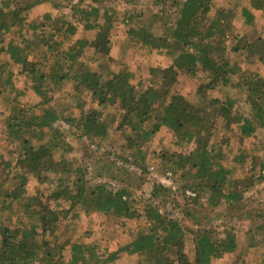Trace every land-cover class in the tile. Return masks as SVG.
I'll return each mask as SVG.
<instances>
[{
	"label": "trees",
	"instance_id": "1",
	"mask_svg": "<svg viewBox=\"0 0 264 264\" xmlns=\"http://www.w3.org/2000/svg\"><path fill=\"white\" fill-rule=\"evenodd\" d=\"M38 3L23 2L18 10L7 11L5 15L10 20L0 11V35L12 26L19 30L26 26L32 32L31 38L20 33L19 42L4 43L0 37V58L2 54L8 56L6 61H0V97L5 92L18 91L14 78L19 74L29 81L25 87H31L41 98L37 104L15 107L4 121L5 141L12 145L10 152L15 161L0 153V187L8 188L6 195L0 193V264H112L125 255L131 256L134 264H214L224 253L235 252L233 231L225 228L213 233L196 221L198 228L192 230L163 210L161 204L169 191L164 185L149 190L141 212L135 207L131 184L117 178L114 182L91 183L87 166H73L64 157L72 151L66 143L67 134H76L88 147L98 150L115 124L123 139L119 156L126 150L121 159L127 167L146 171L144 146L164 127L173 132L180 146L193 144L190 152H174L168 159L173 176L192 173L182 186L183 193H195L188 199L196 202L203 198L208 206L241 201L250 188L264 179V161L252 154L245 142L258 127L264 128V77L244 71L240 64L231 62L229 53L239 51L243 58L263 61L264 40L255 39L248 32L228 40L239 4L214 10L212 0H170V5L166 0L156 1L154 5L159 8L148 18L144 11L130 14L138 27L131 26L129 31L143 54L157 51L171 62L169 67L155 68L160 78L144 87L131 81L133 72L107 69L110 76L104 78L101 72L105 66L99 72L81 62L87 47L97 53L96 60L109 56L111 16L99 15L98 8L73 6V20L50 13H44L40 22L24 20L22 10ZM59 5L50 4L53 9ZM250 6L262 10L264 0H250ZM241 14L246 25L252 23L254 15L249 7L243 6ZM153 26L160 32H155ZM80 28L94 31L93 39L73 41ZM51 57L54 59L49 63ZM180 75L197 78L198 82L206 79L197 88L198 97L205 88L220 86L223 100L211 98L207 105H198L176 87L182 80L178 79ZM65 82L74 85L72 99L78 101L82 94L87 96L83 106L65 99ZM238 101L249 105V116L234 112ZM95 103L114 112L104 118ZM212 104L216 106L211 110ZM57 122L63 130H53ZM234 127L239 130V137L233 139L227 134ZM218 131L224 137L217 139ZM244 166L249 175L241 171ZM49 175L53 180L46 195L28 193L29 178L45 184ZM78 208L85 215L110 213L125 220H144L147 226L130 242L108 251L101 249L98 242L72 239L71 233L66 234L67 229H60L64 221L78 217L70 214ZM188 239L193 243V261L185 252Z\"/></svg>",
	"mask_w": 264,
	"mask_h": 264
},
{
	"label": "rangeland",
	"instance_id": "2",
	"mask_svg": "<svg viewBox=\"0 0 264 264\" xmlns=\"http://www.w3.org/2000/svg\"><path fill=\"white\" fill-rule=\"evenodd\" d=\"M33 0H0V11L2 10V16L7 20H10L5 14L7 11L18 10L23 2L30 3ZM38 4H34L27 10H22V16L24 20L31 21L36 19L37 22L42 20L44 13H50L53 16L72 18L73 6H79L80 8H98L99 15L103 13L107 16H111V22L113 26L110 30V53L109 56L102 59H97V53L93 49L87 47L84 54L81 56V62L85 67L95 68L97 71H101L104 78L109 77L108 71L118 72L120 70H126L127 72H133L134 77L132 82L140 85L147 86L153 80L157 81L160 78V73L155 72V68L169 67L171 62L166 56L159 54L157 51H153L151 54H143L139 47V43L136 40L134 34L129 29L132 27H138L135 21H131L132 13L145 12L146 18L150 13L156 12L159 8L154 5L156 1L164 2L166 0H38ZM172 1V0H171ZM60 3L59 7L53 9L50 6L51 3ZM212 9H230L234 4H239L240 9L233 14L232 25L228 33V40H232L235 36L242 35L243 33H251L255 39L264 40V9L256 11L250 6V0H212ZM27 5V4H26ZM25 5V6H26ZM170 5V0L168 4ZM243 6L249 7L250 13L254 15L251 24L245 23V17L241 14ZM253 12V13H252ZM169 20V19H168ZM22 24L25 22L21 21ZM146 23V20H143ZM155 32H160V28L153 26ZM41 30L37 31L40 32ZM24 38H31L32 32L28 27H23L19 30L18 26H12L8 32H1L0 37L4 43L8 41L19 42L22 36ZM94 31H86L79 29L75 39L92 40L94 37ZM241 52L229 53L231 62L240 64L244 71L250 73L258 72L264 77V60L258 61L256 58L247 59L240 55ZM8 56L1 55L0 61H6ZM31 59H33L31 57ZM54 58H50L49 63ZM17 68V67H16ZM181 82L178 81L176 87L181 89L184 94L198 105L209 103L211 98H220L223 100L224 91L219 87H213L211 89L205 88L202 95H197V88L202 84L196 80L197 78H186L185 76L178 77ZM16 91L5 92L0 97V153H5L6 159L15 161L12 150V145L5 141V119L13 112L15 107L22 105H34L40 102L41 98L34 94L31 87H25L28 84V80H24V76L15 75L14 78ZM28 86V85H27ZM74 85L71 82H65L64 89L68 92L65 95V99L70 101L73 105L81 107L83 106V100L87 99L85 94L81 95V98H77L78 101L72 99L74 94ZM18 93V94H16ZM72 94V97H70ZM15 95L19 97L16 98ZM57 95V94H56ZM89 99V98H88ZM51 102V99H48ZM53 103V101L51 102ZM89 103V102H88ZM87 104V103H86ZM216 105L212 104L209 109H214ZM95 108L101 110L102 108L97 106ZM105 117H108V113L112 114L114 111L112 108L102 109ZM234 112L241 116H249V105L243 101H238L235 104ZM107 114V115H106ZM109 118V117H108ZM53 130H63L60 126V122H57L53 126ZM53 132V131H52ZM54 135V134H53ZM120 130L115 129V124L111 125L108 133V137L104 140L102 146L95 150L87 146V143L82 138H78L76 134H67L66 143L71 147V152L66 154L64 159L75 166L77 163H83L88 168L87 178L91 183H96L99 180L106 182H114V178L118 181L123 180L126 184H131L134 190L133 199L135 200V207L142 212L143 202L150 196L149 190L156 185L162 184L165 180V175L171 173L170 168L172 162L168 159L171 153L174 152H190L193 149V144L180 146V142L177 140L173 132L167 128H161L154 136L150 144L145 145L147 149L146 154V171H141L139 168H128L121 159L126 153L123 149L122 153L118 154L122 145L123 139ZM228 137H239V130L234 127ZM52 136V135H50ZM221 136L224 137L222 131H218L215 135L217 139ZM48 136H45L47 139ZM251 147L252 154H256L261 160L264 161V128L258 127L256 133L245 141ZM245 146V144H244ZM121 152V151H120ZM164 153L165 156L161 154ZM16 154V153H15ZM166 157V159H162ZM224 163L227 161L224 159ZM128 168V169H127ZM241 171L249 175L247 166L242 167ZM189 173L188 176H190ZM264 175V170H262ZM188 176H182L180 173L172 175L171 178L164 182V187L167 188L168 196L161 206L163 210L172 213L183 226H187L192 230L198 228L197 223H200L202 228L209 229L213 233H219L227 230H231L236 234L237 248L233 253H224L222 257L214 260V264H264V179L261 183L255 184L250 188L244 198L241 201L235 203L221 202L218 206H208L205 199H199L196 202L188 199V195L182 192V186ZM53 180V176L49 175V179L45 184H39L34 178H29L27 188L28 193L35 194L38 192L40 195L47 194V186ZM116 181V180H115ZM53 184V183H52ZM240 187H243L242 183H239ZM5 188V189H4ZM8 188L5 186L0 187V193L7 194ZM186 191V190H185ZM185 212H189L192 216L187 217ZM76 213L78 217L70 218L68 221H64V225L60 229H67L66 234L71 233L72 239H79L83 242H98L100 248H106L108 251H113L120 246L130 242L138 235L140 230L146 229V223L144 220H125L122 218H116L110 213H94L85 215L83 209L78 208L73 210L70 214ZM7 221V220H6ZM195 221L197 223H195ZM7 224H11V221H7ZM73 232H70V231ZM65 234V235H66ZM62 240L64 239V236ZM70 236V237H71ZM191 236V233H188ZM185 252L190 261H193V243L190 239L185 241ZM65 255H68V249L65 251ZM134 259L131 256H122L119 260L112 264H134Z\"/></svg>",
	"mask_w": 264,
	"mask_h": 264
},
{
	"label": "built area",
	"instance_id": "3",
	"mask_svg": "<svg viewBox=\"0 0 264 264\" xmlns=\"http://www.w3.org/2000/svg\"><path fill=\"white\" fill-rule=\"evenodd\" d=\"M164 178H165V180L163 182H161L162 185H165L164 182L168 181L171 178V173H167ZM186 195L194 197L195 193L191 190H186Z\"/></svg>",
	"mask_w": 264,
	"mask_h": 264
},
{
	"label": "crops",
	"instance_id": "4",
	"mask_svg": "<svg viewBox=\"0 0 264 264\" xmlns=\"http://www.w3.org/2000/svg\"><path fill=\"white\" fill-rule=\"evenodd\" d=\"M255 10V9H254ZM256 11H261V10H256ZM253 13V12H252ZM254 14V13H253Z\"/></svg>",
	"mask_w": 264,
	"mask_h": 264
}]
</instances>
